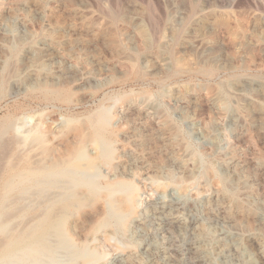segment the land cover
I'll list each match as a JSON object with an SVG mask.
<instances>
[{
    "label": "rangeland",
    "instance_id": "374dc122",
    "mask_svg": "<svg viewBox=\"0 0 264 264\" xmlns=\"http://www.w3.org/2000/svg\"><path fill=\"white\" fill-rule=\"evenodd\" d=\"M104 120L100 146L90 134ZM0 147V193L12 169L111 151L98 170L79 162L80 191L131 182L140 221L90 241L91 264H245L234 239L263 264L264 0H0ZM100 205L84 211L88 227ZM199 243L208 257L195 263ZM7 264L82 263L37 250Z\"/></svg>",
    "mask_w": 264,
    "mask_h": 264
},
{
    "label": "bare ground",
    "instance_id": "6f19581e",
    "mask_svg": "<svg viewBox=\"0 0 264 264\" xmlns=\"http://www.w3.org/2000/svg\"><path fill=\"white\" fill-rule=\"evenodd\" d=\"M185 14L186 16L183 18L182 25L188 23L192 12H185ZM143 32H145V34L148 33L147 29H144ZM98 121L100 122V120ZM106 121H102L101 123H99V125L97 122L98 126H93V132L92 134H90L91 140L95 144H98L100 146L107 143V135L108 133H110L108 129L109 121ZM31 137L32 141L37 146L41 148L44 146L45 136L39 128L32 133ZM1 146L4 147L3 145ZM11 146H13V142ZM83 150V148L80 149L79 155H77L78 152L77 154L76 152L74 154L72 153L69 158L56 160L53 157H50L48 163L35 164L37 161H34V163H32L33 165L29 164L30 166H27L28 163H25L27 167L24 169L18 168L21 169L19 171H16V168L12 170L9 169L11 171L8 170L9 173H6L8 175L6 176L5 182L2 186V191L0 193V264H3L5 262L7 264L8 260L14 258L18 254L37 250H42L48 253H55L58 250H64L67 251L72 258H74L75 260H79L82 264H91L97 260V252L92 247V242L98 234L103 233L107 235L106 237H108L109 234L107 233L109 231H111L112 233H124L128 231L132 224H138L140 220L136 216L133 207L134 197L136 193V188L133 183L128 181H110L107 182L102 189H100V187L95 184H90L84 187L83 191H80L81 186H84V184L79 185L78 182L80 181H78L75 176L77 174V172H75V169H77L78 172L80 171L77 168L81 166L79 165V162H81V160H87L88 163L84 164L87 165V167L85 166L87 170L92 169L93 171H95L98 170V168L102 165H108L106 160L109 158L108 155H110L111 153V151L108 153H101L99 156L91 158L85 155V152ZM18 158L16 159L19 160ZM21 158L20 160H22ZM20 160L19 163L24 162V160L27 161V158H25L21 162ZM31 162L33 161L31 160ZM17 165H14V167H16ZM18 176L20 177V180H17L16 182L15 178ZM33 192L39 194L41 196L39 197L42 199H40L39 203H36L35 205L32 202L34 208L30 204L31 201L27 202L30 204L29 206H31V208L29 206H26L28 204L25 203V205L23 203V201L25 200H23V197L28 193H31L33 195ZM116 195L119 196L117 197L118 199L114 197ZM29 196L30 195H28V197ZM113 197L115 199H113ZM97 204H101L104 207V210L100 214V216L95 214L97 215L96 217H98L96 222L92 226L88 227L83 217L84 211L87 208H92L93 205ZM102 206L99 207L100 211ZM166 210L167 209L162 208L161 211L157 212L163 215L164 224L169 228L180 227L181 222L178 216H176L177 214L173 213L174 215H171L170 212H167ZM157 213L155 215H157ZM196 219H194L191 224L189 223L192 230L196 229ZM88 236H90V239ZM253 237H248V243L250 242L249 245L257 244L256 240ZM231 245L235 249H240L242 256L247 255V258L249 259L247 262H245V264H255V261L251 260V256L253 254L250 250V246L246 245L244 242L238 239H234ZM203 246H196L190 251L191 254L195 255V263H198L208 257V251ZM225 246L227 245H224V247ZM258 250L261 261L264 264V250ZM216 251L218 250L216 249ZM144 252L147 253V256L151 259L152 255L150 254L149 249H144ZM135 257L137 258V256ZM115 262L119 264L120 260L117 259L115 260ZM163 264H170V261L165 260Z\"/></svg>",
    "mask_w": 264,
    "mask_h": 264
}]
</instances>
